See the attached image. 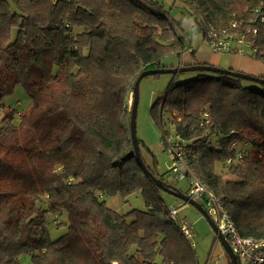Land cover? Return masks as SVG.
I'll use <instances>...</instances> for the list:
<instances>
[{"label": "trees", "instance_id": "obj_1", "mask_svg": "<svg viewBox=\"0 0 264 264\" xmlns=\"http://www.w3.org/2000/svg\"><path fill=\"white\" fill-rule=\"evenodd\" d=\"M173 1L204 40L210 27L251 26L255 10L264 14V0ZM172 9L157 0H0V264H199L154 181L178 190L169 170L140 152L143 166L129 131L138 76L188 46ZM257 28L250 57L264 64V23ZM17 87L28 106L3 103ZM150 111L185 143L190 170L239 235L264 240V84L194 72L173 77ZM233 143L243 153L236 161ZM137 193L143 209L106 205ZM47 215L64 221L55 240Z\"/></svg>", "mask_w": 264, "mask_h": 264}, {"label": "rangeland", "instance_id": "obj_2", "mask_svg": "<svg viewBox=\"0 0 264 264\" xmlns=\"http://www.w3.org/2000/svg\"><path fill=\"white\" fill-rule=\"evenodd\" d=\"M157 1L164 2L166 10H168L170 5L174 6V9L171 11V16L176 22L179 23L180 29L183 31L182 34L185 35L186 41H189V43L192 44L194 50H206L207 42L203 39L199 27L197 25L195 26L193 18L187 13V11H185L187 8L186 6L179 1ZM193 76L194 72L179 73L177 75L163 74L159 77L150 76L144 78L139 85V99L136 117V136L137 140L139 141V153L141 152L146 165L151 168L155 166L160 173H167L169 170L171 161L168 153L167 139L172 140L174 134L173 128L171 126L161 128V126H159L154 121L150 111L151 107L156 99L163 94L165 88L173 77L177 81H185L192 78ZM131 98L132 95H130L127 102L128 109L131 107ZM28 102L29 98L21 87H17L12 94L3 100L5 105H11L18 108L28 106ZM168 117V114L163 115V121H166ZM166 131L170 132L169 136H167L168 138L165 136ZM168 176L169 175H167V177ZM223 178L231 179L232 177L225 173ZM175 187L185 189L186 183L183 182L177 184ZM163 196L168 207H171L172 203H177L176 199L171 195L163 194ZM42 201L46 202V199L44 198ZM105 202L109 208L120 214L126 213L132 209H143L144 207L141 195L138 193L133 194L126 199H122L119 196L113 198L106 197ZM186 206L189 208V211L192 210L193 214H195V216L200 219L199 222L194 223L195 219L189 218L193 224L192 230L194 234V237L191 239V241L196 245L195 252L199 263L204 264L208 261V257L213 251V245L217 243V240L206 218L192 206ZM186 206H183L182 208ZM181 215L183 216V213L180 214V216ZM47 219L49 220L48 230L52 239L55 240L64 234V230H62L63 228L58 230L59 225L64 222L59 218V216L53 217L52 215H47ZM22 264H31L29 257L23 258Z\"/></svg>", "mask_w": 264, "mask_h": 264}, {"label": "built area", "instance_id": "obj_3", "mask_svg": "<svg viewBox=\"0 0 264 264\" xmlns=\"http://www.w3.org/2000/svg\"><path fill=\"white\" fill-rule=\"evenodd\" d=\"M253 14L255 20L251 26L245 25L243 22L233 21L226 28L210 27L205 40L209 50L215 54L242 56H250L254 53L255 49L251 48L253 46L252 40L258 34L257 25L264 23V14H259L258 10H255ZM193 51V47L188 45L184 52L193 53ZM169 134L168 131L165 136L167 137ZM167 144L171 161L169 167L170 185L176 186L183 182L186 183V188H178L179 191L202 205L209 219L215 225L217 234H221L226 239L232 252L236 255L237 261L239 260L238 264L239 262L240 264H264V240L241 237L220 198L209 191L205 184L190 170L186 161L185 143L174 135L172 140L167 139ZM230 150L236 151L234 161L243 154L237 143L231 144ZM231 163V159L226 161L227 165ZM103 197L102 194L98 195L100 199ZM178 212L179 208L169 207V218L188 241L190 248L195 250L196 245L191 241L194 237L192 224L180 220ZM215 237L218 240L216 235Z\"/></svg>", "mask_w": 264, "mask_h": 264}, {"label": "crops", "instance_id": "obj_4", "mask_svg": "<svg viewBox=\"0 0 264 264\" xmlns=\"http://www.w3.org/2000/svg\"><path fill=\"white\" fill-rule=\"evenodd\" d=\"M166 1V0H165ZM188 42V45L192 46ZM193 47V46H192ZM194 49V48H193ZM164 64L167 67H177L183 65H193V64H207L224 70H230L233 72H240L253 77L264 78V64L260 63L250 56L234 55V54H215L211 52L208 48L199 50H194L193 53L184 52L180 56H169L164 60ZM179 191V189H178ZM173 197V196H172ZM176 199V198H175ZM177 203H172L171 207L179 208L178 216L180 220L192 224L189 218L195 219L194 223L200 221L199 218L193 214V211L187 208L182 201L176 199ZM183 206H186L182 208ZM189 206V205H188ZM192 208V207H191ZM193 209V208H192ZM183 213L181 217L180 214ZM193 225V224H192ZM213 251L209 255V259L204 264H229V258L226 255L223 247L217 240V243L213 245ZM200 264V263H199Z\"/></svg>", "mask_w": 264, "mask_h": 264}, {"label": "water", "instance_id": "obj_5", "mask_svg": "<svg viewBox=\"0 0 264 264\" xmlns=\"http://www.w3.org/2000/svg\"><path fill=\"white\" fill-rule=\"evenodd\" d=\"M187 72H210V73H214V74L229 75V76L236 77V78H239L242 80L256 82L259 84H264V79H261L258 77H253V76L243 74L240 72H233L230 70H224V69L217 68V67L210 66V65H206V64H197V65H193V66L183 65V66H177V67H166V68H162V69L142 72L138 76V78L134 84V87H133L132 98H131V100H133V101L131 102V114H130V118H129V131H130L131 141H132L133 147H134L135 152H136L135 153L136 158L141 163H142V159H141V155L139 153L138 140H137V136H136V117H137V106H138V99H139V96H138L139 95V85H140L141 81L146 77L153 76L156 74L177 75L179 73H187ZM143 166H144V164H143ZM154 181L156 182V185L159 188H162L166 193H168L169 195L173 196L174 198H176L180 201H183L184 203L192 206L194 209H196L198 212H200L206 218L208 223L210 224L214 234L217 236L219 243L223 247L226 255L228 256L230 263L231 264H238L236 255L232 252V250H231L230 246L228 245L226 239L221 234H219V233L217 234L215 225L209 219L208 215L206 214V211L204 210V208L202 207V205L200 203H198L194 200H191L189 197H187L185 194H183L182 192H180L178 190L167 188L164 183H160V181H157L156 179H154Z\"/></svg>", "mask_w": 264, "mask_h": 264}]
</instances>
